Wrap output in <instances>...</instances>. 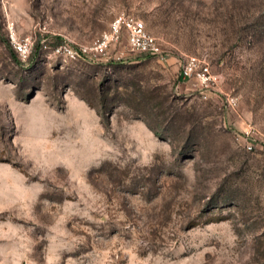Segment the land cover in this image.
Listing matches in <instances>:
<instances>
[{"label":"rangeland","instance_id":"obj_1","mask_svg":"<svg viewBox=\"0 0 264 264\" xmlns=\"http://www.w3.org/2000/svg\"><path fill=\"white\" fill-rule=\"evenodd\" d=\"M0 264H264V0H0Z\"/></svg>","mask_w":264,"mask_h":264},{"label":"built area","instance_id":"obj_2","mask_svg":"<svg viewBox=\"0 0 264 264\" xmlns=\"http://www.w3.org/2000/svg\"><path fill=\"white\" fill-rule=\"evenodd\" d=\"M123 31L126 33L127 50L155 56L159 61L167 60L166 53L157 38L146 31L143 22L132 15L124 13L116 16L111 22L109 29L103 32L89 46H79L78 49H74L72 46L64 44L55 47L52 53L62 55L68 59H75L80 54H85L89 57L104 54L111 45H114L119 40ZM15 48L19 53L25 54L29 48V39L24 38L16 42ZM180 74L183 77L194 75L203 86H208V84L215 83L217 80V76L210 73L208 64L195 56H188L183 60ZM227 102L229 105L235 104L234 98H228Z\"/></svg>","mask_w":264,"mask_h":264},{"label":"trees","instance_id":"obj_3","mask_svg":"<svg viewBox=\"0 0 264 264\" xmlns=\"http://www.w3.org/2000/svg\"><path fill=\"white\" fill-rule=\"evenodd\" d=\"M3 42H4V44L6 45V47L8 48V50L10 51V53L12 54V57H14V59H16V58H15V53H14V51L12 50V48L10 47L8 40L5 39V38H3Z\"/></svg>","mask_w":264,"mask_h":264}]
</instances>
